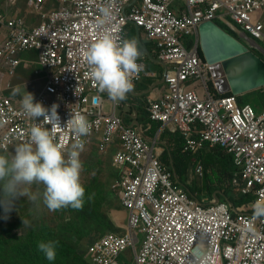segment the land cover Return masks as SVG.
Returning <instances> with one entry per match:
<instances>
[{
	"label": "built area",
	"instance_id": "built-area-1",
	"mask_svg": "<svg viewBox=\"0 0 264 264\" xmlns=\"http://www.w3.org/2000/svg\"><path fill=\"white\" fill-rule=\"evenodd\" d=\"M48 1L25 0L26 15L0 12V152L27 142L33 124L55 127L57 143L69 150L75 136L66 124L73 113L92 124L90 134L81 137L84 149L94 141L100 152L115 148L116 187L128 229L94 238L86 253L91 263L127 264L121 259L132 249V264H264V218L254 219L252 209L264 195V109L257 112L237 95L218 94L210 65L199 53V26L207 21H220L239 41L264 49V0H53L47 10ZM106 5L111 17L104 21L100 9ZM130 25L144 32L165 66L157 71L164 90L146 106L150 120L183 137L182 153L197 156L218 146L231 155L232 187L255 198L249 207L192 195L173 161L161 162L155 141L127 126L116 113L118 102L93 82L86 50L104 34L126 38ZM187 36L192 40L186 43ZM33 51L36 58L24 57ZM138 63L144 70L134 84L145 74L146 57ZM32 65L42 83L34 103L57 105L61 126L26 118L22 98L3 91L14 87L10 80L18 71ZM195 164L202 178L203 164Z\"/></svg>",
	"mask_w": 264,
	"mask_h": 264
},
{
	"label": "clouds",
	"instance_id": "clouds-1",
	"mask_svg": "<svg viewBox=\"0 0 264 264\" xmlns=\"http://www.w3.org/2000/svg\"><path fill=\"white\" fill-rule=\"evenodd\" d=\"M100 12L102 19L107 21L111 17V6L102 7ZM141 56L142 50L135 38H118L109 34L97 38L85 52L93 82L99 91L106 92L116 102L126 99L134 89V79L144 70V65L138 63ZM21 91L19 85L14 89L15 94H21ZM34 99L32 93L23 92L20 106L25 117L30 120L43 117L44 123L55 122L61 126L57 105L48 109L41 102L34 103ZM66 126H71L75 136L67 151L57 143L55 127L49 130L33 124L28 141L17 144L14 154H0V206L4 209L5 220L21 196L32 203L42 197L43 204L50 211L83 208L86 189L81 180L83 163L80 153L84 150L81 137L90 134L92 124L85 115L73 113ZM33 185H43V192L33 191ZM252 209L254 219L264 218V195L252 204ZM57 244V241L40 242L38 247L52 261L56 259Z\"/></svg>",
	"mask_w": 264,
	"mask_h": 264
},
{
	"label": "rangeland",
	"instance_id": "rangeland-1",
	"mask_svg": "<svg viewBox=\"0 0 264 264\" xmlns=\"http://www.w3.org/2000/svg\"><path fill=\"white\" fill-rule=\"evenodd\" d=\"M54 6L53 0L48 1L46 8L50 10ZM16 12L19 11L21 14H27L28 9L25 0H16L15 2L8 3L6 0H0V12ZM192 40V36H187L185 42ZM241 42L251 48L254 52L257 49H253L248 41L241 40ZM149 44V43H148ZM146 45V44H145ZM257 52L264 53V49L259 48ZM27 59H34L37 57L36 51L28 54ZM148 62L145 63L146 70H155L154 65ZM157 68L160 72L165 71L163 64H158ZM34 65L30 68H22L18 73L10 80L11 84L14 85L11 89L3 90L6 94H11L17 98H22L23 92H30L35 95L41 88L42 83L33 73ZM159 78V74L157 75ZM21 87V94H15L14 89L16 86ZM212 89V85H210ZM238 99L243 104L250 103L254 105L257 112L264 109V88L254 90L242 95H238ZM263 101V102H262ZM111 104H106V110H110ZM178 140L176 138V145ZM177 148V146L175 147ZM15 153V149L9 152L2 153L4 155H11ZM115 149L109 147L106 152H100L96 145V142L90 143L82 152L80 160L83 163V171L81 174V180L85 186V203L81 210L72 209L71 207L50 211L43 204L42 197L36 202L32 203L27 200L26 197H19L13 210L8 213V219H4V209L0 206V231L11 232L15 236L26 239L23 241H34V238L41 234L44 228L54 230L53 235L56 238L67 237V247L71 248V251L77 252L83 259L87 258L86 250L89 240L94 239L98 236L104 235L108 232L117 234H123L128 229V214L122 207L119 201V188L116 187V180L118 179V171L113 164V156ZM222 152H217V157L221 156ZM215 158L216 163L213 165L215 169H219L220 162ZM188 162L186 172L184 176L180 177V181L186 184L192 191L197 192L202 196L205 201H208L206 194L205 185L203 184L202 178L198 177L195 173V161H202L201 155L198 154L191 158ZM209 175H212V170L208 171ZM214 183L208 182L211 187H218L219 181L215 178ZM225 181V186L231 185V181H227V176L222 177ZM204 186V188H203ZM43 185H33L32 190H39L43 192ZM2 188V186H0ZM202 188V190H200ZM239 192L235 191V194ZM91 196V199L88 197ZM210 196V194H208ZM214 197V194L212 195ZM236 199H240L238 195ZM218 199V198H217ZM251 204H244L245 207H249ZM24 221L26 222L24 224ZM80 227V234H77L76 228ZM3 228V229H2ZM48 236V235H47ZM143 237V236H141ZM140 246H138L139 248ZM133 250L128 249L122 257V261L127 264H132ZM10 252L6 250V261L8 262ZM86 261V260H85Z\"/></svg>",
	"mask_w": 264,
	"mask_h": 264
},
{
	"label": "trees",
	"instance_id": "trees-1",
	"mask_svg": "<svg viewBox=\"0 0 264 264\" xmlns=\"http://www.w3.org/2000/svg\"><path fill=\"white\" fill-rule=\"evenodd\" d=\"M219 26H221L224 30L229 32L231 35L236 36V34L231 31L227 26H225L222 22L217 21L216 22ZM262 46H264V43H261ZM257 51V50H256ZM255 51V52H256ZM199 53L201 57H203V54L201 50L199 49ZM259 56H261L264 59V53L257 52ZM154 57V56H153ZM264 87L260 88L263 89ZM231 94V93H228ZM263 102V101H262ZM159 126V123H157ZM176 135V138L178 140L177 148L174 152H172L171 156L173 157V167L174 172L176 173L177 177L180 180V177L184 176L186 172V168L188 165V162L191 161L194 156H191L189 154L182 153V146L184 143V139L179 134H173ZM217 152H222V155L217 157ZM200 155L202 158V164L204 168V174H203V184L205 185L206 194L208 197V200H211L214 194V197L218 198L222 201H230L233 203V205L237 207H242L244 204H251L254 201L253 196H246L242 195L240 192H237L235 194L236 189L233 188L231 185L225 186V181L222 179V177L227 176V181H231L233 178V174L235 171L234 167V161L233 157L231 155L227 154L221 147H213V148H205L200 151ZM220 162L219 169H215L213 166L216 161L215 158ZM212 170V175H209L208 171ZM215 178L217 181H219L220 185L218 187H211L208 185V182L214 183ZM204 188V186H203ZM189 191L192 193V195L196 196L199 200H206L200 194L197 192L192 191L190 188H188ZM202 190V188L200 189ZM200 192V191H199ZM210 194V196H208ZM236 195L240 197V199H236ZM3 229V228H2ZM4 231H0V264H92L90 259L87 257L85 260L83 257H81L77 252H74V250L71 251V248L68 246L67 237L65 238H56L53 233L54 230L44 228L41 232V234H38L34 241H23L26 239L20 238L18 236H15L14 234H11V232L7 231L6 229H3ZM77 234H80V227L77 226L76 228ZM48 235V236H47ZM94 239L89 240L88 245L93 241ZM48 241H57L58 244L56 246V259L49 261L46 257V255L39 249L38 245L40 242H48ZM88 247V246H87ZM9 250L10 256L8 262L6 261V250ZM87 253V250H86Z\"/></svg>",
	"mask_w": 264,
	"mask_h": 264
},
{
	"label": "water",
	"instance_id": "water-1",
	"mask_svg": "<svg viewBox=\"0 0 264 264\" xmlns=\"http://www.w3.org/2000/svg\"><path fill=\"white\" fill-rule=\"evenodd\" d=\"M199 36L218 94L238 96L264 87V59L251 48L213 21L199 26Z\"/></svg>",
	"mask_w": 264,
	"mask_h": 264
},
{
	"label": "crops",
	"instance_id": "crops-1",
	"mask_svg": "<svg viewBox=\"0 0 264 264\" xmlns=\"http://www.w3.org/2000/svg\"><path fill=\"white\" fill-rule=\"evenodd\" d=\"M126 38H135L138 41L142 50V57H146V63L147 61L152 63L155 70L149 71L148 68L145 71L143 78L134 84V89L128 93L127 98L118 102L119 106L116 108V113L123 118L127 126L140 128L146 139L155 141L161 162L173 161L171 154L176 150V135L171 134L167 129L161 131L160 123L158 126V122L150 120L146 110L148 101L159 97L164 90L160 75L157 78V65L160 63L155 58L153 44L147 40L144 32L134 25L128 27Z\"/></svg>",
	"mask_w": 264,
	"mask_h": 264
}]
</instances>
